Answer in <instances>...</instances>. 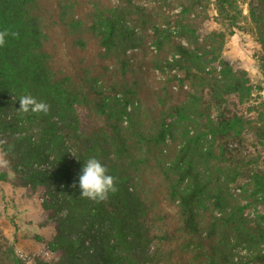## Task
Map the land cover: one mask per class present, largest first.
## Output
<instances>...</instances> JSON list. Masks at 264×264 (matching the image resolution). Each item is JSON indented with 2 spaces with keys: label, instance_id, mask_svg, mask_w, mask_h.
<instances>
[{
  "label": "trees",
  "instance_id": "trees-1",
  "mask_svg": "<svg viewBox=\"0 0 264 264\" xmlns=\"http://www.w3.org/2000/svg\"><path fill=\"white\" fill-rule=\"evenodd\" d=\"M55 1L0 0V30L19 33L0 47V150L26 185L48 189L44 206L57 228L48 244L59 259L38 264H158L161 257L149 251L157 239L163 240L170 264H264V226L253 224L228 195L229 184L246 165L226 148V138L250 130L264 141V117L252 105L249 74L227 65L218 71L222 41L218 53L214 42L210 52L195 37L194 49L171 42L178 57L152 64L177 69L191 80V90L182 85L174 91L173 79L152 80L141 64L127 59V51L138 46L134 28L126 23L132 0H119L116 6L105 0ZM192 1V6L202 2ZM82 4L89 8L85 18L78 15ZM217 8L222 13L235 5L217 0ZM250 12L264 45V10L257 16L253 8ZM57 26L79 49L72 73L55 60L58 46L50 32ZM92 45L96 52L91 55ZM112 63L117 69L113 77L108 74ZM261 63L264 71V56ZM107 78L111 97L103 87ZM21 95L45 102L49 112L17 111ZM169 140L180 147L171 151ZM167 155L165 170L161 161ZM92 157L107 167L117 188L100 203L81 198L79 187H72ZM156 163L179 211L172 236L164 231L160 237L153 230L152 210L140 191L146 183L137 179ZM252 178L256 192L264 193V172ZM207 202L222 214L205 216L200 208ZM240 245L250 251L246 261H235ZM0 264H24L5 240Z\"/></svg>",
  "mask_w": 264,
  "mask_h": 264
},
{
  "label": "rangeland",
  "instance_id": "rangeland-1",
  "mask_svg": "<svg viewBox=\"0 0 264 264\" xmlns=\"http://www.w3.org/2000/svg\"><path fill=\"white\" fill-rule=\"evenodd\" d=\"M105 1L113 6L120 2L119 0ZM233 2L235 8H229L221 13L217 8V0H202L193 6L192 0H132L133 7L130 9L126 23L129 28H134L138 37V46L127 51V59L136 66L141 64L146 77L152 80L163 83L173 79L174 91L179 90L182 85L184 90H191V80H187L177 69L170 71L167 66L155 69L152 61L168 59L172 62L177 58L178 56L170 50L171 42H179L194 49L195 44L191 39L195 37L197 43L208 45L206 49L210 52H213V49L209 45L214 42L215 51L218 53L220 50L218 42L222 41V51L217 56L218 71L224 65L246 71L254 85L252 105L255 111L262 112L264 117V71L261 67L264 45L250 12V8H253L255 16L262 14L264 1L233 0ZM50 3L56 4V1L49 0ZM88 11V6L82 4L78 9V15L85 18ZM156 28L161 29L162 34H157ZM50 36L52 43L58 46L55 58L58 67L72 73L79 49L74 48L73 40L65 34L61 26L54 28ZM161 41H165V47L162 49L159 48ZM87 52L92 55L96 52L95 46H90ZM108 71L111 77L117 73L113 63L109 65ZM110 83L109 78L105 79V85H103L104 82H98V85H103L105 95L109 97L113 96V86ZM204 93H208V90ZM117 96L121 95L117 94ZM207 97L210 100V97ZM84 113L81 112L83 123L86 122ZM104 123V120H101L100 124ZM226 143L229 152L236 154L238 159H243L246 165L237 180L229 184L228 195L244 208V215L253 224L259 223L264 226L262 218L264 217V193L256 192L252 178L254 172H264V141L254 132L245 130L241 135L229 134ZM168 144L171 151L175 147H180L174 146L171 140ZM0 159L7 162L6 166H0V243L5 240L13 246L17 257L24 264L57 261L59 256L50 250L48 244L57 235L56 224L50 219L51 211L44 206L49 201L48 189L45 186H39L34 190L29 184L26 185L25 181L21 180L10 167V159L1 150ZM161 162L164 169L168 170L170 156H165ZM141 173L137 179L146 183V187H140V191L148 200L152 210L150 221L154 225L153 230L160 237L164 231L172 236L180 222L177 202H173L170 189L159 171L158 164L146 167ZM200 210L207 217L210 215L219 217L222 214L214 207L213 202H207L206 206ZM162 241L155 240L150 245L149 251L156 252L157 256L161 257L158 258V264H170L165 259ZM260 249L264 250V244L260 246ZM234 253L235 261H246L250 251L245 245H240Z\"/></svg>",
  "mask_w": 264,
  "mask_h": 264
},
{
  "label": "clouds",
  "instance_id": "clouds-1",
  "mask_svg": "<svg viewBox=\"0 0 264 264\" xmlns=\"http://www.w3.org/2000/svg\"><path fill=\"white\" fill-rule=\"evenodd\" d=\"M18 32L10 30H0V47H4L8 37L17 38ZM16 98V97H15ZM17 99V98H16ZM19 112L28 113H44L49 112L50 106L43 101H39L31 95H21L19 97ZM73 156H76L72 152ZM77 157V156H76ZM6 161L0 159V166H6ZM108 169L98 159L92 157L84 161V166L78 175V185L73 183L72 187H79L80 197L89 199L93 202H104L108 199L110 193H115V178L108 174Z\"/></svg>",
  "mask_w": 264,
  "mask_h": 264
}]
</instances>
